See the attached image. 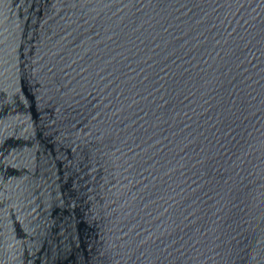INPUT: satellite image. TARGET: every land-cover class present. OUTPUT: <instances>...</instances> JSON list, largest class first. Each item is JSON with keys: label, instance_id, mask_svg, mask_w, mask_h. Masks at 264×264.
I'll return each instance as SVG.
<instances>
[{"label": "water", "instance_id": "95a60500", "mask_svg": "<svg viewBox=\"0 0 264 264\" xmlns=\"http://www.w3.org/2000/svg\"><path fill=\"white\" fill-rule=\"evenodd\" d=\"M0 264H264V0H0Z\"/></svg>", "mask_w": 264, "mask_h": 264}]
</instances>
